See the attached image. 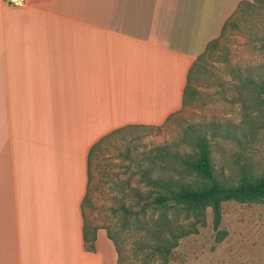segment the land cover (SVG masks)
Instances as JSON below:
<instances>
[{
  "label": "crops",
  "instance_id": "obj_1",
  "mask_svg": "<svg viewBox=\"0 0 264 264\" xmlns=\"http://www.w3.org/2000/svg\"><path fill=\"white\" fill-rule=\"evenodd\" d=\"M242 0H0V264H106L88 250L90 150L184 106Z\"/></svg>",
  "mask_w": 264,
  "mask_h": 264
},
{
  "label": "rangeland",
  "instance_id": "obj_2",
  "mask_svg": "<svg viewBox=\"0 0 264 264\" xmlns=\"http://www.w3.org/2000/svg\"><path fill=\"white\" fill-rule=\"evenodd\" d=\"M250 1L199 58L189 86L194 94L180 111L160 126L138 123L125 129L94 154L83 214L89 238L96 236L90 243L104 253L106 264H161L151 254V232L166 225L172 230L198 228L180 239L169 264H264V201L225 202L219 228L208 208L202 225L182 207L152 203V188L125 156L178 143L190 124L215 122L237 136L212 140L219 177L238 183L244 167L252 176L264 174V97L257 88L264 81V0ZM123 204L133 211L127 221ZM219 231H224L221 240ZM75 264L88 263L76 258Z\"/></svg>",
  "mask_w": 264,
  "mask_h": 264
},
{
  "label": "trees",
  "instance_id": "obj_3",
  "mask_svg": "<svg viewBox=\"0 0 264 264\" xmlns=\"http://www.w3.org/2000/svg\"><path fill=\"white\" fill-rule=\"evenodd\" d=\"M245 3L253 4L250 0H242L234 14ZM231 17L224 23L222 32L227 24L231 22ZM218 38L211 41L206 50L213 44H216ZM206 50L196 58L190 68L188 83L184 93V104L187 102L188 96L194 94V91L191 93L189 91L191 76L196 65H198L199 58ZM257 88L264 97V81L257 84ZM171 116L169 115L166 121ZM166 121L161 124L146 125L160 126ZM138 125L129 124L119 127L101 137L92 145L89 161L88 192L84 202L89 197L91 161L94 154L101 151L105 147L106 142L110 143L109 140L114 135ZM219 125L215 122L190 124L178 143L156 145L140 151L135 156L131 155L129 151L125 153L126 158L130 159L131 163L133 162L137 167V172L141 179L152 188L150 194V197L153 198L152 203L161 205L164 208L172 204L180 208L182 207L195 216L197 221L202 225L206 224L207 209L212 208L215 228H219L222 223L223 204L225 202L264 201V174L252 176L244 167L242 168V177L238 183H231L219 177L214 163L212 140L218 141V138L235 140L237 138L231 127L222 129ZM221 129L225 130V132L221 131ZM121 208L127 221L133 211L125 204L121 205ZM197 231L198 228L196 226L190 229L172 230L171 226L166 225L165 228L154 229L151 232V254L159 256L162 259L161 264H169L173 250L180 244V239ZM88 234L89 232L85 224V245L88 250L94 251L95 248L92 242L96 240V236L90 239ZM223 237L224 231H219L218 239L221 240ZM90 241L92 242L90 243Z\"/></svg>",
  "mask_w": 264,
  "mask_h": 264
},
{
  "label": "built area",
  "instance_id": "obj_4",
  "mask_svg": "<svg viewBox=\"0 0 264 264\" xmlns=\"http://www.w3.org/2000/svg\"><path fill=\"white\" fill-rule=\"evenodd\" d=\"M11 5L14 6H23L26 3V0H8Z\"/></svg>",
  "mask_w": 264,
  "mask_h": 264
}]
</instances>
